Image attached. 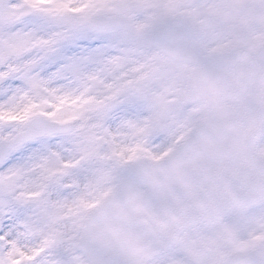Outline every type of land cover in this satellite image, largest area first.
I'll use <instances>...</instances> for the list:
<instances>
[{"label": "snow or ice", "instance_id": "6c2138e0", "mask_svg": "<svg viewBox=\"0 0 264 264\" xmlns=\"http://www.w3.org/2000/svg\"><path fill=\"white\" fill-rule=\"evenodd\" d=\"M0 264H264V0H0Z\"/></svg>", "mask_w": 264, "mask_h": 264}]
</instances>
